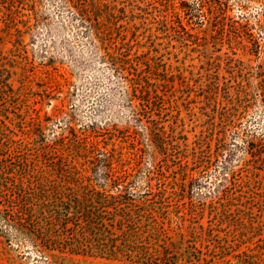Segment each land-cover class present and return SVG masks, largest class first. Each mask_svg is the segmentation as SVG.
I'll use <instances>...</instances> for the list:
<instances>
[{
  "label": "rangeland",
  "instance_id": "374dc122",
  "mask_svg": "<svg viewBox=\"0 0 264 264\" xmlns=\"http://www.w3.org/2000/svg\"><path fill=\"white\" fill-rule=\"evenodd\" d=\"M83 1L75 3L83 7ZM85 1L95 20L92 26L82 23L70 0H0L1 76L14 97L0 102V142L13 148L11 142L31 137L33 126H40L49 140L67 135L68 128L92 138L88 128L97 124L99 134L123 137L127 148L140 145L136 182L143 186L153 166L144 118L154 111H137L128 81L135 68L157 91L154 123L173 145L162 165L166 170L182 166L178 178L194 203L208 193V203H215L225 175L244 169L245 153L264 151V107L255 93L243 101L233 92L245 71L242 50L212 41L210 29L235 22L262 43L256 22L260 0ZM258 49L261 58L264 48ZM193 148L212 155L201 173L183 160ZM252 213L251 218L258 214ZM229 216L218 222L206 210L194 231L196 238L202 234L208 239L210 249V239L220 240L229 251L225 258L234 261L236 254L255 249L260 238L253 229L257 223L245 230ZM194 252L200 258L194 264H208L202 259L210 260L209 253L197 242ZM0 264L137 263L60 252L42 255L0 221Z\"/></svg>",
  "mask_w": 264,
  "mask_h": 264
},
{
  "label": "trees",
  "instance_id": "16d2710c",
  "mask_svg": "<svg viewBox=\"0 0 264 264\" xmlns=\"http://www.w3.org/2000/svg\"><path fill=\"white\" fill-rule=\"evenodd\" d=\"M259 3L256 22L264 35V0ZM70 4L82 16L83 24L93 25L95 20L87 11L85 0L83 7L75 0H70ZM214 18L211 16L209 21ZM235 24L229 22L210 29L212 41L241 48L240 63L245 71L232 90L243 96V101L255 93L264 107V52L259 58L258 49L264 48V36L260 43ZM254 59L256 65L252 64ZM133 70L128 81L137 111L155 112L157 107L152 100L157 91ZM1 71L3 104L14 97L13 88L7 79H2ZM154 112L144 118L153 166L143 186L136 182L142 160L140 145L129 143L127 148L123 137L99 134L97 124L88 128L93 132L92 138L68 128L67 135L49 140L40 126H33L31 137L11 142L13 148H4L0 142V221L42 255L60 252L137 264H194L200 260L194 254L197 242L209 253L210 260L202 259L208 264H264V151L255 148L245 153L244 169L240 173L231 169L229 177L225 175L226 184L217 188L215 203H208L210 193L194 203L193 196L185 194V181L178 178L182 166L166 170L162 165L172 156L173 145L167 133L155 125ZM219 153L215 152L213 158ZM211 159L212 155H203L199 148L187 151L183 158L198 173L209 168ZM169 174L173 176L170 178ZM254 209L258 214L251 218ZM206 210L218 222L230 215L228 221L241 223L245 230L244 227L257 223L253 229L260 238L258 246L236 254L234 261L225 258L229 251L220 240L210 239V249L208 239L202 234L196 238L194 231Z\"/></svg>",
  "mask_w": 264,
  "mask_h": 264
}]
</instances>
